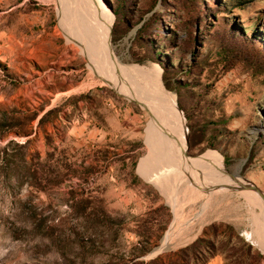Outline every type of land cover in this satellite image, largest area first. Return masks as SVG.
<instances>
[{
	"label": "rangeland",
	"instance_id": "obj_1",
	"mask_svg": "<svg viewBox=\"0 0 264 264\" xmlns=\"http://www.w3.org/2000/svg\"><path fill=\"white\" fill-rule=\"evenodd\" d=\"M93 8L141 91L175 99L188 155L264 192V0H0V264H264L240 190L182 208L178 180L142 169L151 114L91 69Z\"/></svg>",
	"mask_w": 264,
	"mask_h": 264
},
{
	"label": "bare ground",
	"instance_id": "obj_2",
	"mask_svg": "<svg viewBox=\"0 0 264 264\" xmlns=\"http://www.w3.org/2000/svg\"><path fill=\"white\" fill-rule=\"evenodd\" d=\"M101 11L93 8L91 18L89 17V20L83 18L82 30L86 42V55L91 69L100 76L101 81L113 86L116 90L118 89L119 93L129 99L138 101L151 114V122L147 130V144L150 154L142 161L140 165L142 169L148 171L153 178L156 177L157 169L161 174L165 172L168 177L171 176L178 180L184 196L183 202H181L182 208L191 200L195 202L206 197V203L212 199L211 197L219 195V193L222 194L229 189L240 190L250 206L256 204L262 211L263 219L258 222V229L260 238L264 239V195H259L247 187L237 189L236 187L247 185L239 176V168L234 173L226 171L222 159L215 154L208 153L200 157H191L187 154V128L185 119L176 106L175 99L161 93L154 92V94L148 95L149 93L145 94L141 91L142 88H139L134 82L135 68L123 65L118 60L117 54L114 53L110 37L113 22L112 14L105 9L103 13ZM249 191L256 193V195ZM182 208L178 211L176 219L182 216ZM181 223L173 224L157 252L171 246L176 240L183 242L188 238L191 227L187 225L190 220L184 225L183 222ZM177 245L179 244L177 243Z\"/></svg>",
	"mask_w": 264,
	"mask_h": 264
},
{
	"label": "water",
	"instance_id": "obj_3",
	"mask_svg": "<svg viewBox=\"0 0 264 264\" xmlns=\"http://www.w3.org/2000/svg\"><path fill=\"white\" fill-rule=\"evenodd\" d=\"M136 101V100H134ZM138 102V101H136ZM139 103V102H138ZM140 104V103H139ZM188 154V153H187ZM247 187L248 189H252L254 191H256V193H258L259 195H264V192H262L256 185H254L253 183H248L247 185H243V186H239V187H236L237 189L239 188H245ZM235 189V188H233Z\"/></svg>",
	"mask_w": 264,
	"mask_h": 264
}]
</instances>
